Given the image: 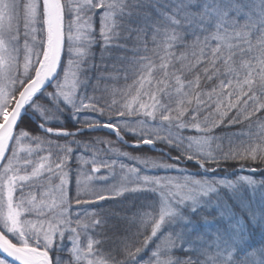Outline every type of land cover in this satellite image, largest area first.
I'll return each mask as SVG.
<instances>
[{"label": "snow or ice", "instance_id": "1", "mask_svg": "<svg viewBox=\"0 0 264 264\" xmlns=\"http://www.w3.org/2000/svg\"><path fill=\"white\" fill-rule=\"evenodd\" d=\"M244 189L264 0H0V264H264Z\"/></svg>", "mask_w": 264, "mask_h": 264}, {"label": "trees", "instance_id": "2", "mask_svg": "<svg viewBox=\"0 0 264 264\" xmlns=\"http://www.w3.org/2000/svg\"><path fill=\"white\" fill-rule=\"evenodd\" d=\"M95 51L97 52V58H96V62L99 63V48H96ZM117 53L113 52L112 55L115 56ZM108 63L110 64L111 63V60L108 61ZM239 127V126H237ZM235 130V129H233ZM96 135H99V136H104L105 135V131H101V132H98ZM112 139H115V137H111ZM148 146H144V149H147ZM126 150H129V149H126ZM137 154H147V155H156V153H153V152H144V153H137ZM188 170L189 171H196V166L194 164H189L188 165ZM239 169L233 165H225L223 167H221L217 172H210L208 175L215 178V177H229V178H232L234 179L235 178V173L238 172ZM241 174H247V173H241ZM257 179H259V175L256 176ZM222 195L228 200V203L232 206L233 210L241 217L244 218L245 220V223L248 224V227H249V230L250 231H253L254 233V241L253 242H256L258 243L261 239V234H260V227L259 225L256 226L255 229L252 228V225H251V222L248 220V216H247V213H245L244 211H242V207L241 205L234 201L231 196H230V193L228 192V190H225V189H221L220 190ZM128 195V194H126ZM243 197L246 201L250 202L251 206L254 208V209H259V210H264V203L261 202V199H260V193L257 192L256 195H255V198H253L251 195H250V191L248 189H244L243 191ZM123 199V198H121Z\"/></svg>", "mask_w": 264, "mask_h": 264}, {"label": "water", "instance_id": "3", "mask_svg": "<svg viewBox=\"0 0 264 264\" xmlns=\"http://www.w3.org/2000/svg\"><path fill=\"white\" fill-rule=\"evenodd\" d=\"M106 131V130H105Z\"/></svg>", "mask_w": 264, "mask_h": 264}]
</instances>
